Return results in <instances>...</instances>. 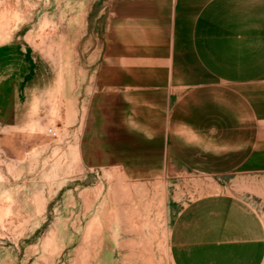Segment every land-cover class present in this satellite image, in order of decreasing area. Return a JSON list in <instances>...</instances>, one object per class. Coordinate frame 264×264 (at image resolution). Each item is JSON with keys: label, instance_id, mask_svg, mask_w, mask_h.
Wrapping results in <instances>:
<instances>
[{"label": "rangeland", "instance_id": "374dc122", "mask_svg": "<svg viewBox=\"0 0 264 264\" xmlns=\"http://www.w3.org/2000/svg\"><path fill=\"white\" fill-rule=\"evenodd\" d=\"M108 1L0 0V264H172L170 226L207 193L264 215L254 150L182 141L191 110L176 95L166 109L159 94L148 108L109 93ZM127 106L133 132L118 124Z\"/></svg>", "mask_w": 264, "mask_h": 264}, {"label": "crops", "instance_id": "0c3cea01", "mask_svg": "<svg viewBox=\"0 0 264 264\" xmlns=\"http://www.w3.org/2000/svg\"><path fill=\"white\" fill-rule=\"evenodd\" d=\"M107 11L113 98L150 108L159 94L169 109L176 95L191 110L182 141L264 159V0H109ZM133 108L118 121L126 131ZM168 249L172 264H264V215L231 193L200 195L175 216Z\"/></svg>", "mask_w": 264, "mask_h": 264}, {"label": "bare ground", "instance_id": "6f19581e", "mask_svg": "<svg viewBox=\"0 0 264 264\" xmlns=\"http://www.w3.org/2000/svg\"><path fill=\"white\" fill-rule=\"evenodd\" d=\"M7 6V5H6ZM6 8V7H5ZM9 9V8H8ZM11 10H13V9H11ZM15 10V9H14ZM10 12V11H9ZM6 14V9H4V8H1L0 9V28H3L5 25H6V23H7V21L5 20V15ZM8 14V13H7ZM14 14H15V12H11L10 13V16H13L14 17ZM9 15V14H8ZM16 16V15H15ZM12 17V18H13Z\"/></svg>", "mask_w": 264, "mask_h": 264}]
</instances>
